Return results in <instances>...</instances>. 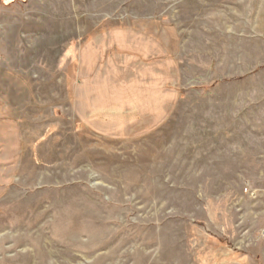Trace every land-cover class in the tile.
Segmentation results:
<instances>
[{
	"label": "rangeland",
	"instance_id": "obj_1",
	"mask_svg": "<svg viewBox=\"0 0 264 264\" xmlns=\"http://www.w3.org/2000/svg\"><path fill=\"white\" fill-rule=\"evenodd\" d=\"M263 185L264 0H0V264H236Z\"/></svg>",
	"mask_w": 264,
	"mask_h": 264
},
{
	"label": "crops",
	"instance_id": "obj_2",
	"mask_svg": "<svg viewBox=\"0 0 264 264\" xmlns=\"http://www.w3.org/2000/svg\"><path fill=\"white\" fill-rule=\"evenodd\" d=\"M262 215L264 216V207ZM260 230L257 233L251 253L236 254V264H264V237L260 236ZM243 248L249 249L246 244H243Z\"/></svg>",
	"mask_w": 264,
	"mask_h": 264
},
{
	"label": "built area",
	"instance_id": "obj_3",
	"mask_svg": "<svg viewBox=\"0 0 264 264\" xmlns=\"http://www.w3.org/2000/svg\"><path fill=\"white\" fill-rule=\"evenodd\" d=\"M245 191L248 192L251 195V197H257L260 195L264 196V185L261 189H258V188L252 189V188L247 187L245 188ZM260 236L264 237V228L260 230Z\"/></svg>",
	"mask_w": 264,
	"mask_h": 264
},
{
	"label": "bare ground",
	"instance_id": "obj_4",
	"mask_svg": "<svg viewBox=\"0 0 264 264\" xmlns=\"http://www.w3.org/2000/svg\"><path fill=\"white\" fill-rule=\"evenodd\" d=\"M115 249V248H114ZM116 250V249H115Z\"/></svg>",
	"mask_w": 264,
	"mask_h": 264
}]
</instances>
